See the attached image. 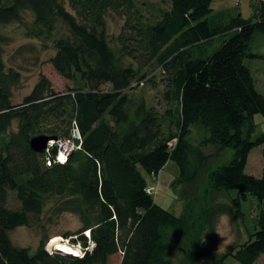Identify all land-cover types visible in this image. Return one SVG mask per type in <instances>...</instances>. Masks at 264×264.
<instances>
[{"label":"trees","instance_id":"obj_1","mask_svg":"<svg viewBox=\"0 0 264 264\" xmlns=\"http://www.w3.org/2000/svg\"><path fill=\"white\" fill-rule=\"evenodd\" d=\"M141 2L0 0L2 24L19 21L21 10L29 9L46 32L56 22L68 28L70 35L53 40L49 63L72 83L57 92L40 73L13 103L21 76L5 67L0 34V264H111L115 254L116 264H172L166 231L178 233L191 213L184 207L175 216L156 204L146 176L156 179L172 160L179 184L191 183L210 158L203 151L209 145L233 149L228 163L204 171L209 187L235 190V211L248 196L255 198L258 229L219 253L215 221L234 211L228 204L208 206L201 226L206 237L195 238L198 252L185 256L199 253V264H223L228 256L253 264L261 257L264 264V167L260 176L245 172L253 148L261 146L264 158V135L253 137L254 116L264 118L255 60L264 54L253 51L256 37L264 36V0L251 3L248 19L214 13L211 0H168L155 15L144 14ZM108 12L123 18L115 48L104 30ZM155 73L164 87L163 110L130 95L136 85L156 83ZM73 126L81 143L64 163L47 165L46 152L30 147L38 135L65 139ZM10 193L15 208L8 205ZM49 201L53 215H77L79 228L63 235L80 243L81 257L49 252L44 233L32 253L11 244L7 232L31 227Z\"/></svg>","mask_w":264,"mask_h":264},{"label":"rangeland","instance_id":"obj_2","mask_svg":"<svg viewBox=\"0 0 264 264\" xmlns=\"http://www.w3.org/2000/svg\"><path fill=\"white\" fill-rule=\"evenodd\" d=\"M255 0H212L211 7L214 13L226 12L228 16L240 14L242 18L248 19L252 15L251 3ZM143 3V4H142ZM141 9L144 14L155 15L158 9L167 8L168 0H142ZM67 9L69 6L64 2ZM70 10V9H69ZM21 19L17 22L8 24L0 23V34L4 36L5 43L2 47V61L6 68H13L20 73L21 80L17 87L11 91L13 103H18L27 95L41 73L51 82L52 88L59 92L72 86L70 80L61 77L49 63V58L54 54L53 40L70 35L68 28L61 22H56L51 32H46L39 27L35 21L33 13L29 9L21 10ZM123 18L115 13L108 12L105 18V33L108 43L115 48V36L119 33ZM218 43V40L217 42ZM220 43V42H219ZM253 51L264 54V36H257L255 39ZM256 71L258 85L264 92V59L256 58ZM156 74V73H155ZM159 77L155 75L156 83L145 82L136 85L130 92L133 99L145 98L148 103L163 110L164 104L161 100L163 85L160 84ZM153 84L155 86H153ZM256 135H264V118L256 114L253 118ZM16 122H13L12 130H15ZM216 146L203 147L204 154L210 156L208 162L198 172L196 178L191 183H181L177 181L178 167L172 160H168L158 171L156 179L146 176V182L154 185L156 188L153 198L156 204L167 209L175 216H180L184 207L190 210L191 216L187 220L186 226L178 233L167 230L168 255L172 264H199L201 256H185L187 250L195 252V238H204L205 230L201 227L204 210L208 206H217L228 204L233 214L219 215L215 221V250L222 253L227 250L231 244L242 243L249 233L258 229L257 225V202L256 199L248 196L247 200L241 202L238 211L230 203V198L236 196L235 190L215 191L212 190L206 180L205 172L229 162L233 156V149L225 147L217 151ZM264 167V158L262 156V147L253 148L247 157L245 172L251 175L260 176ZM141 173L142 169L139 167ZM205 171V172H204ZM144 174V173H143ZM8 205L12 208L18 206L14 193H10ZM80 226L77 215L70 212H62L58 215L51 213L50 201L44 207L39 220L31 227L17 226L7 232L11 244L15 247L28 248L32 253L44 233L48 238L44 247L48 250L55 249L48 247L51 237L58 236L61 241L70 246L77 245L70 241V237L65 238L64 233H74ZM204 227V226H203ZM88 233V232H87ZM73 236L72 238H75ZM80 244V243H79ZM76 248V247H75ZM185 249L183 252L182 250ZM119 255L112 257V263L118 262ZM111 263V264H112ZM261 257L256 259L253 264H260ZM223 264H240L231 256L225 258Z\"/></svg>","mask_w":264,"mask_h":264},{"label":"built area","instance_id":"obj_3","mask_svg":"<svg viewBox=\"0 0 264 264\" xmlns=\"http://www.w3.org/2000/svg\"><path fill=\"white\" fill-rule=\"evenodd\" d=\"M80 133L76 126H73L70 129L69 136L65 139H58V138H51L47 141L46 148L44 151L46 152V164L49 165L51 161L53 162H59L61 160V157H63V160L65 161L67 159V156L72 152L73 150H76L80 147ZM56 147V153H52V148ZM52 157V160H51ZM60 163V162H59ZM146 191L148 193L155 192V187L150 186L149 188H146ZM86 236H88V233H85ZM77 248V254H74L75 256L81 257L84 253V250L81 248L80 244L77 243V245H73ZM92 247V244L90 243L89 246L86 249H90ZM48 250V249H46ZM49 252H55V249L48 250Z\"/></svg>","mask_w":264,"mask_h":264},{"label":"bare ground","instance_id":"obj_4","mask_svg":"<svg viewBox=\"0 0 264 264\" xmlns=\"http://www.w3.org/2000/svg\"><path fill=\"white\" fill-rule=\"evenodd\" d=\"M48 247H53L56 250L68 254H77V248L70 246L64 241H61V238L58 236H53L48 242Z\"/></svg>","mask_w":264,"mask_h":264},{"label":"water","instance_id":"obj_5","mask_svg":"<svg viewBox=\"0 0 264 264\" xmlns=\"http://www.w3.org/2000/svg\"><path fill=\"white\" fill-rule=\"evenodd\" d=\"M52 137L46 135H38L30 140V147L36 152H42L46 148L47 141L50 140ZM52 153H56V147H53Z\"/></svg>","mask_w":264,"mask_h":264},{"label":"clouds","instance_id":"obj_6","mask_svg":"<svg viewBox=\"0 0 264 264\" xmlns=\"http://www.w3.org/2000/svg\"><path fill=\"white\" fill-rule=\"evenodd\" d=\"M59 162H60V163H64L65 161H64L63 159H61Z\"/></svg>","mask_w":264,"mask_h":264},{"label":"crops","instance_id":"obj_7","mask_svg":"<svg viewBox=\"0 0 264 264\" xmlns=\"http://www.w3.org/2000/svg\"><path fill=\"white\" fill-rule=\"evenodd\" d=\"M211 2H212V0H211ZM247 162V161H246ZM246 166V165H245Z\"/></svg>","mask_w":264,"mask_h":264},{"label":"snow or ice","instance_id":"obj_8","mask_svg":"<svg viewBox=\"0 0 264 264\" xmlns=\"http://www.w3.org/2000/svg\"><path fill=\"white\" fill-rule=\"evenodd\" d=\"M61 159H63V157H61Z\"/></svg>","mask_w":264,"mask_h":264}]
</instances>
